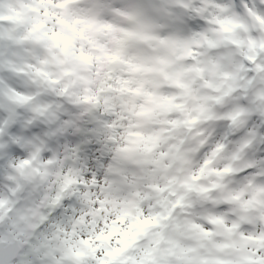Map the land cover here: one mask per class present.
I'll use <instances>...</instances> for the list:
<instances>
[{
  "label": "clouds",
  "instance_id": "clouds-1",
  "mask_svg": "<svg viewBox=\"0 0 264 264\" xmlns=\"http://www.w3.org/2000/svg\"><path fill=\"white\" fill-rule=\"evenodd\" d=\"M0 264H264V0H0Z\"/></svg>",
  "mask_w": 264,
  "mask_h": 264
}]
</instances>
